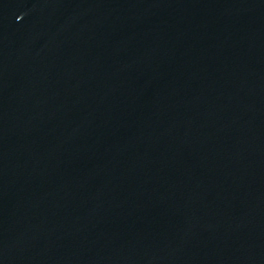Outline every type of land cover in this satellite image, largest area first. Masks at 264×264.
Wrapping results in <instances>:
<instances>
[{"label":"water","instance_id":"1","mask_svg":"<svg viewBox=\"0 0 264 264\" xmlns=\"http://www.w3.org/2000/svg\"><path fill=\"white\" fill-rule=\"evenodd\" d=\"M0 264H264V0H0Z\"/></svg>","mask_w":264,"mask_h":264}]
</instances>
